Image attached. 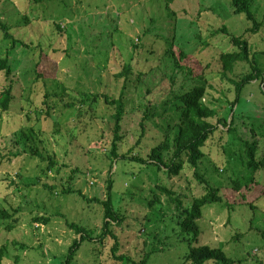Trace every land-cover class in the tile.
<instances>
[{"label":"rangeland","instance_id":"374dc122","mask_svg":"<svg viewBox=\"0 0 264 264\" xmlns=\"http://www.w3.org/2000/svg\"><path fill=\"white\" fill-rule=\"evenodd\" d=\"M195 1L202 9H211L192 17L194 0H173L170 9L179 11L175 15L161 0H0V20L17 40L13 44L5 39L0 29V57L7 56L12 67L10 75L0 71V92L11 82L15 95L10 109L0 106V210L10 214L0 219V246L6 248L2 264H63L79 236L67 224L71 221L92 230L95 239L82 242L69 264H118L110 255L113 239L106 237L102 243L96 239L103 225L100 200L105 199L109 177L114 205L123 218L111 226L118 237V252L139 260L145 251L158 249L151 264L182 262L188 241L178 240L180 234L165 241L162 215L172 212L173 205L160 192L161 210L149 201L159 181L156 177L185 192L186 200L189 193L200 194L192 167L185 163L182 173L168 179L155 166L112 159L110 154L114 107L105 103L103 95L119 96L123 78L114 73L127 62L145 72L139 82L137 71L133 73L125 91L127 114L118 154L145 158L168 123L177 121L171 82L174 89L205 84L204 101L228 122L234 114L232 130H215L204 145L207 155L199 169L222 188L223 201L202 206L200 242L220 246L234 264H264V164L249 166L244 153L247 140L257 142L255 160L264 155V86L261 77L241 86L230 112L236 95L231 79L239 80L250 67L238 62L232 73L223 75L219 59L222 51L232 49L231 35L241 36L264 75V0H251L260 22L255 31H250L253 23L244 13L233 12L230 0ZM222 26L226 32L220 31ZM165 42L173 43L176 54L179 49L188 54L183 63L190 68L174 65ZM151 48L155 54L148 52ZM43 55H50L55 63L35 68ZM39 71L50 75L42 78ZM84 93L97 94L95 110L87 105L90 101H81ZM43 99L53 105L49 114ZM147 107L158 115L147 121L139 137ZM210 121L217 123V117ZM227 124L220 128L226 131ZM214 163L218 171L213 170ZM236 178L248 186L234 189ZM45 184L72 191L57 194ZM35 216H45L48 222L34 221ZM14 219V227L6 229Z\"/></svg>","mask_w":264,"mask_h":264},{"label":"trees","instance_id":"16d2710c","mask_svg":"<svg viewBox=\"0 0 264 264\" xmlns=\"http://www.w3.org/2000/svg\"><path fill=\"white\" fill-rule=\"evenodd\" d=\"M33 1L36 2L37 0H30L31 3ZM161 1L165 2L167 8L171 10L170 4L173 3V0ZM194 2L197 3L195 0ZM195 3L192 7V17H198L200 16L203 10L205 11L211 9L208 7L202 9L200 5H198V3V6L194 7ZM230 5L233 8L234 13H244L246 17L250 21H252L253 25L250 28V31H255L258 28L260 22L256 20L255 15L251 9V0H230ZM171 12L175 15L176 12L179 11L173 9L171 10ZM0 29L4 31L3 35L5 39H11L13 44L17 42L13 35L8 32V26L1 20ZM220 31L226 32V28L222 26L220 28ZM196 37H199V39H201L204 45H208L207 42H205V38H203L200 33H196ZM231 42L232 49L222 51L219 57L222 68V74L227 75V73H232L234 70V66L238 62H247L250 67V70L249 72L243 74L239 80L231 79L235 87L236 95L235 99L231 102L229 108L230 112L234 111V106L236 105L240 95L241 86L259 77L262 78L261 83L264 86V75L262 69H260V67L258 66L255 57L250 54L247 40L241 36L231 35ZM144 45L146 44H140V47ZM134 47L137 48L138 46L134 45ZM148 52H150V54H155L156 50H153L151 48L148 50ZM166 52L171 55L173 59H175L174 65L176 67L181 70H184L187 67L190 68L189 65L184 66L185 64L183 63V61L188 58V54L184 50L179 49L178 54H176L175 48L173 47V43H171L170 45L167 44ZM47 55H43L41 56V58H39V62L35 63V68L39 67L41 69L44 68L41 65L44 66L45 64L55 63L53 58L50 55ZM0 71H4L7 75L11 74L12 67L7 56L0 57ZM135 72L137 74V79L135 80L139 82L140 76L145 71L137 68L135 64L131 62L125 63L122 66L121 70H118L114 73V76L116 78H123L122 88L120 90L119 96L116 98L109 97L105 94L103 95L105 103L114 107V112L112 113L113 137L110 149V154L113 157L112 159L123 158L135 160L138 161L140 164H146L151 167L155 166L157 170L165 174L168 179L170 177L177 176L182 173L185 163L192 167L193 175L197 179L198 185L201 186L202 192L198 195L189 193V200H186L187 194H185V192L179 193L178 191L174 190L171 186L163 184L161 179L156 177V179L159 181L152 189L153 197L150 199L151 201H149V204L153 208L161 210L160 208L162 203L160 200L161 198L159 197L160 192L165 194L167 196V202L173 205L172 212L163 213L162 215V221L164 222L166 232L165 241L169 240L172 236L179 234L180 236L178 237V240L188 241L189 246L187 249L184 248L185 252L183 260L179 264H183L186 262H190L191 264H206L210 261H213L216 264H234L235 260L229 258L220 246L211 247L208 244H203L200 242V235L202 233V230L200 228V225L198 224V220L203 216V205L212 202L222 203L223 201L222 197L219 195V191L222 188H219L217 185H213L210 180L205 178V175L199 169V164L203 162V160L206 158L205 156L207 155L204 151V145L207 139L211 137L215 130L219 129L223 133H229L232 130L231 125L234 121V114L231 115L230 121L228 122V117L219 116L217 108L211 102L204 101V97L207 94L205 84L200 83L194 86H189L187 88H185L186 85L184 87L179 85L176 89H174L173 83L171 82V86L169 88L171 89L170 92H173L174 94L173 101H175L174 105L178 110L177 121L173 123H168L167 130L165 131L162 139L150 148V151L148 152L145 158L141 156L129 155L126 153L118 154L117 149L119 143L122 140V137L124 136L123 125L127 114L126 105L128 102V94H126L125 91L126 88L129 87L130 81L134 80L132 79L131 75ZM38 74L42 78L48 77L50 75V73L44 71H39ZM12 90L13 86L10 82L8 86H6L0 92V106L5 111L10 109V105L15 97ZM46 95L47 93L44 95V97H46ZM96 97H98L97 94L84 93L81 97V101H90V103H88L87 105H90L91 109L95 110L97 104ZM42 102L45 105L46 113L49 114L51 111L50 109H52L53 105L51 106L47 104L44 99ZM68 106L73 108V110L76 109V107H74L73 103L71 102H69ZM154 115H158V112H156V110L151 112L149 110V107H147V109L143 111L142 118L139 122V137H142L144 135L147 121ZM214 117H217V123H213L212 121H210V119ZM226 124L228 128L226 131H224L220 128V125L226 126ZM244 145V153L248 158V165L251 166L252 164H254L255 168H257L259 165H263L264 155L261 159L259 158V160H255V154L257 153V142H249L245 140ZM30 150H32L31 147ZM2 159L3 156L2 154H0V164L2 162ZM52 164L53 162L50 158V166ZM218 169L219 166L217 164L215 165L214 163L213 170L218 171ZM234 182L235 183L233 185V188L238 191L242 187L248 186V184L244 186L243 182L240 181L239 178H236ZM45 186L48 187L51 192L55 191L57 194L69 193L72 191L70 187H61L59 190L56 188L57 186L55 185L45 184ZM188 191L191 192L189 186ZM112 192L113 179L109 177L106 180L105 199L100 200V203L103 205V225L100 234L96 235V239L99 240L100 243H102L104 238L106 237H111L113 239V243L110 248V255L113 260L118 261V264H151L150 258L154 253L158 252V249L145 251L139 260L131 258L128 254L118 252V237L111 230V226L114 222H122L123 218L120 216L118 209L114 205ZM243 199H245V194H243ZM9 215L10 214L5 209L0 210V219H5ZM33 220L48 222V218L45 216H35L33 217ZM15 222L16 220L14 219L10 223H7L6 229L13 228ZM67 224L69 225V227L73 228L79 236L75 237L72 243L70 244L68 254L65 257L63 264L70 263V260L76 254L82 242H93V240L95 239L92 230H87V228H85L84 226L72 221L68 222ZM241 234L242 233H240L238 236H240ZM190 241L192 242L190 243ZM5 250L6 248L4 245L0 246V264H2Z\"/></svg>","mask_w":264,"mask_h":264}]
</instances>
